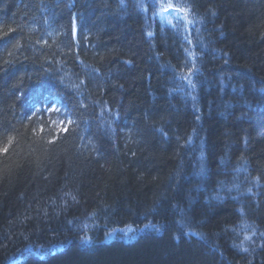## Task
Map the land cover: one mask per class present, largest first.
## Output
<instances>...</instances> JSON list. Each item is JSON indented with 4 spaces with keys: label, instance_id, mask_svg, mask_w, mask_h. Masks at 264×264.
Instances as JSON below:
<instances>
[{
    "label": "trees",
    "instance_id": "16d2710c",
    "mask_svg": "<svg viewBox=\"0 0 264 264\" xmlns=\"http://www.w3.org/2000/svg\"><path fill=\"white\" fill-rule=\"evenodd\" d=\"M0 264H264V0H0Z\"/></svg>",
    "mask_w": 264,
    "mask_h": 264
},
{
    "label": "bare ground",
    "instance_id": "6f19581e",
    "mask_svg": "<svg viewBox=\"0 0 264 264\" xmlns=\"http://www.w3.org/2000/svg\"><path fill=\"white\" fill-rule=\"evenodd\" d=\"M197 27H199L198 26V24H197ZM199 30V29H198ZM199 33L201 34V37L199 38V42L198 43H200V42H205L206 41V39H205V37L202 35V33H203V31L201 30H199ZM199 33H197V30H196V32H195V34L193 35V37H196V38H194V39H192V40H189L190 42H191V44H192V41H193V44H195L196 43V41L195 40H197L198 39V35H199ZM178 38V37H177ZM187 43H188V41H185V43L183 44V43H181L180 42V44H183L184 46H181L182 47V50L183 49H188V45H187ZM198 43H196V45H199V46H201L200 44H198ZM56 78H57V76H56ZM58 81H59V85L60 86H62V81L61 80H59L58 79ZM58 85V83L56 84V86H59ZM60 86H59V88H60ZM62 90V89H61ZM75 91V90H74ZM58 94V96L56 97V96H50V95H48L47 97H45V99H44V103L42 104V108H37L36 109V111H37V113L39 114V115H43L42 116V118L44 119V120H48V117L49 118H51V116H50V114L49 113H51L52 111L53 112H55L56 114H62L63 115V113L62 112H65L64 113V115L61 117V118H59V119H64V118H66V116H65V114L67 115H74V111H76L79 107H78V103H76L74 100H72L71 98H68V97H66V96H61L60 94V92L59 93H57ZM33 101H37V100H33ZM43 101V100H42ZM75 106V107H74ZM80 109V108H79ZM71 113V114H70ZM101 113V112H100ZM101 114H103V113H101ZM56 118H54V120H55ZM201 119H202V117L198 120L199 122L201 121ZM194 142H196V141H194ZM195 146H197L196 145V143H192V145L191 144H189V149H191V148H193V151L194 152H197V149H195L196 147ZM192 151V152H193ZM204 162H201V164H200V167H204ZM205 170V169H204ZM221 172V173H220ZM232 172V169H231V163L229 164V163H226V164H223V165H221V168H220V171H219V173L220 174H222L221 176H220V179L221 178H223V177H226V176H228L230 173ZM219 173H217L218 174V176H219ZM194 174H196V173H194ZM194 174H192L193 176H194ZM191 175V174H190ZM197 175V174H196ZM218 178V177H217ZM217 178H215V179H217ZM222 180V179H221ZM221 183V182H220ZM221 186H222V184H220ZM250 190V189H249ZM254 190V189H253ZM235 192L233 191V189H230V190H228L227 191V193H226V197L229 199H235ZM143 229H145V227L144 228H142L141 230H143ZM188 234L186 235V237H188V235H190V236H194V235H196V233H195V231H192V230H189L188 232H187ZM122 239H125L124 237L122 238ZM132 239L134 240V239H136V235L134 236V237H132ZM127 240V239H126ZM53 251H55V250H53ZM53 251H51V253L53 252Z\"/></svg>",
    "mask_w": 264,
    "mask_h": 264
}]
</instances>
